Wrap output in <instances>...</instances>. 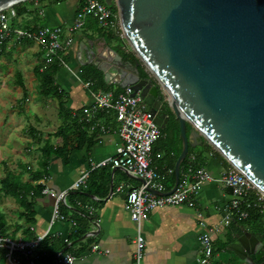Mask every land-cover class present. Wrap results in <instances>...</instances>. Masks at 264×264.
I'll use <instances>...</instances> for the list:
<instances>
[{
  "label": "crops",
  "instance_id": "0c3cea01",
  "mask_svg": "<svg viewBox=\"0 0 264 264\" xmlns=\"http://www.w3.org/2000/svg\"><path fill=\"white\" fill-rule=\"evenodd\" d=\"M106 1L105 5L120 19L118 10L112 7L116 0ZM86 3L30 0L20 11L16 6L8 11H14L16 17H10V36L0 39V236L15 242L42 238L31 253L14 252L20 264H45L51 258L57 264L59 254V259L65 255L85 257L75 264H200V238L210 228L220 227L213 236L212 263L228 264L234 257L232 245L239 237L244 238L246 231L264 237V216L250 219L254 209L264 213V205L260 209L244 204L241 209L248 217L233 211L231 224L225 226L233 191L201 180L200 172L219 178L232 166L202 138L198 139L202 145L190 147L181 165L179 186L202 185L194 195V206L164 207L147 214L141 224L145 248L138 260V228L131 219L127 199L142 181L123 169L94 167L123 146L116 110L96 107L94 96L105 92L117 100L127 88L108 85L95 66L82 65V61L87 62L86 51L83 49L82 57L79 55L84 43L111 63L117 53L125 64L134 66L138 57L123 45L119 27L105 29L94 18H88L83 29L71 33ZM45 25L64 27L66 50L60 56L69 68L58 58L49 63L44 47L15 32L20 29L36 33ZM51 73L56 95L44 88ZM114 79L118 80L119 75ZM161 130L153 149L152 167L164 191L169 192L176 185L183 139L181 131L177 138L170 129V121ZM85 175L81 188L69 191L57 204V195L70 190ZM248 203L257 204V197L253 195ZM56 206L65 218L52 223ZM235 215L239 222L233 221ZM95 246H99L98 251H93ZM8 253L6 246L0 247V264H10Z\"/></svg>",
  "mask_w": 264,
  "mask_h": 264
},
{
  "label": "water",
  "instance_id": "95a60500",
  "mask_svg": "<svg viewBox=\"0 0 264 264\" xmlns=\"http://www.w3.org/2000/svg\"><path fill=\"white\" fill-rule=\"evenodd\" d=\"M27 1L0 0V12ZM116 6L136 66L118 53L111 63L84 43L79 56L84 49L82 65L95 66L108 85L130 87L161 129L171 114L179 122L176 185L162 194L179 187L181 165L190 147L202 145L199 138L264 194V0H116ZM231 251L228 264H264V237L246 231Z\"/></svg>",
  "mask_w": 264,
  "mask_h": 264
},
{
  "label": "built area",
  "instance_id": "2783aa9c",
  "mask_svg": "<svg viewBox=\"0 0 264 264\" xmlns=\"http://www.w3.org/2000/svg\"><path fill=\"white\" fill-rule=\"evenodd\" d=\"M9 10L0 12L1 40H6L12 33L9 21L11 16L16 17V13L12 11L10 15L8 13ZM88 18L98 20L105 29L116 30L119 27V37L123 41L126 40L120 19L113 14L102 0H87V3L77 15L70 28L71 33H76L83 29L87 24ZM64 31L65 29L62 26L51 27L49 25L43 26L36 33L20 29L15 30L20 38L34 41L44 47L47 51V61L49 63L58 58L64 67L69 68V65L60 56V53H64L66 50L62 40ZM94 99L96 107L116 110L118 121L121 123V138L123 141V146L118 149L116 155L100 161L94 167L112 166L127 170L145 181L142 182V186L139 189L129 192L127 199L131 219L137 224L138 228L136 247L138 260H140L145 248L141 224L146 215L164 207L194 206V195L201 191L202 185L200 182L191 186H179L173 193L162 194L165 191L159 183L157 171L152 167L154 145L161 137L162 130L153 113L146 110V106L139 96H133V90L130 87L117 100L113 99L112 94L105 92H99L94 96ZM86 179L87 175L80 177L70 190L58 194L57 204L64 200L69 191L80 189L86 182ZM200 179L219 183L232 189L233 202L231 207H229L230 210L226 211L225 226L231 224L233 211L238 212L242 218L248 217V213L241 209L244 204L247 208L257 206L260 209L264 205V194L247 176L233 166L219 178H214L208 173L201 171ZM120 190H122L121 187L119 188ZM253 195L258 199V203L255 205L248 203V200ZM64 218V216L60 215L56 206L52 223ZM220 230V227L210 228L200 238L202 248V256L199 260L200 264H213V236L219 233ZM41 240L42 238L36 241L15 242L0 236V247L6 246L8 248L7 259L10 264H20L14 257V252L27 251L31 253ZM98 250L99 246L93 248V251ZM78 260L84 261L85 257L78 259L72 255H65L60 258L59 264H75Z\"/></svg>",
  "mask_w": 264,
  "mask_h": 264
},
{
  "label": "trees",
  "instance_id": "16d2710c",
  "mask_svg": "<svg viewBox=\"0 0 264 264\" xmlns=\"http://www.w3.org/2000/svg\"><path fill=\"white\" fill-rule=\"evenodd\" d=\"M66 0H52V3H60V2H64ZM24 5L23 4H20V5H17L15 7V9L17 11H20V7ZM83 8V7H82ZM81 8V9H82ZM140 71L142 72V74L144 76L147 75L146 73V69L144 66H140ZM57 72V69H55V71H53V73ZM53 73H51L50 75H48V79L46 81H44V88L46 90V92L50 95H56V90H54L53 88V81H54V76L52 75ZM170 129L171 130H174L176 132V137L177 138H180V125H179V122L175 119L174 115L171 114V120H170ZM192 130V126L190 124H188V132H190ZM211 149H214L212 146H209ZM187 162V161H186ZM186 162L184 163L183 167L186 168ZM11 181V178L8 177L7 179V182L9 183ZM8 193H10V191H8ZM11 194V193H10ZM264 213L261 212V210L259 209H254L253 211H251V214H250V219H258V218H262L264 215ZM238 216L235 215L233 217V221L235 222H239L238 220ZM45 264H54L53 262V259H47L46 260V263Z\"/></svg>",
  "mask_w": 264,
  "mask_h": 264
},
{
  "label": "rangeland",
  "instance_id": "374dc122",
  "mask_svg": "<svg viewBox=\"0 0 264 264\" xmlns=\"http://www.w3.org/2000/svg\"><path fill=\"white\" fill-rule=\"evenodd\" d=\"M104 4H106V5L108 4L106 0H104ZM109 6H110V5H109ZM112 7H113V8H115V9H117L116 3H115V4H113V6H112Z\"/></svg>",
  "mask_w": 264,
  "mask_h": 264
}]
</instances>
